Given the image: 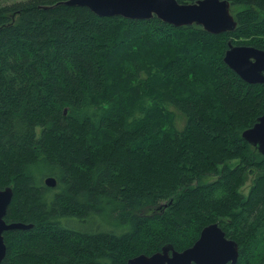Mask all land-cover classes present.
I'll use <instances>...</instances> for the list:
<instances>
[{
	"label": "trees",
	"instance_id": "obj_1",
	"mask_svg": "<svg viewBox=\"0 0 264 264\" xmlns=\"http://www.w3.org/2000/svg\"><path fill=\"white\" fill-rule=\"evenodd\" d=\"M63 1L0 6L4 219L33 225L3 233L1 264H125L212 223L237 264H264V156L241 137L264 85L223 63L229 40L264 51V0H228L242 9L220 35Z\"/></svg>",
	"mask_w": 264,
	"mask_h": 264
},
{
	"label": "water",
	"instance_id": "obj_2",
	"mask_svg": "<svg viewBox=\"0 0 264 264\" xmlns=\"http://www.w3.org/2000/svg\"><path fill=\"white\" fill-rule=\"evenodd\" d=\"M58 4L85 7L101 18L148 20L156 17L174 27L196 25L211 35L233 32L237 27L228 0H196L193 3H179L177 0H65ZM223 63L248 85H264L263 50L249 45H234L229 40ZM241 137L264 156V112L241 133ZM43 183L53 189L57 180L48 175L43 178ZM13 195L11 186L0 189V264L6 256L3 233L29 231L33 227L32 224L5 221ZM238 258L237 242L227 238L218 223H212L203 227L197 240L182 251L166 244L151 255L133 256L125 264H237Z\"/></svg>",
	"mask_w": 264,
	"mask_h": 264
},
{
	"label": "rangeland",
	"instance_id": "obj_3",
	"mask_svg": "<svg viewBox=\"0 0 264 264\" xmlns=\"http://www.w3.org/2000/svg\"><path fill=\"white\" fill-rule=\"evenodd\" d=\"M16 1H20V0H0V6H4V5H7V4H10V3H13V2H16ZM230 11H231V14L233 16H235L236 12H238L240 9H242L241 6H230ZM235 162H232L231 165H234ZM249 186L250 184L247 182L246 185L241 189V192L244 194V195H247L248 191H249Z\"/></svg>",
	"mask_w": 264,
	"mask_h": 264
},
{
	"label": "bare ground",
	"instance_id": "obj_4",
	"mask_svg": "<svg viewBox=\"0 0 264 264\" xmlns=\"http://www.w3.org/2000/svg\"><path fill=\"white\" fill-rule=\"evenodd\" d=\"M230 6H231V4H230ZM231 8V7H230Z\"/></svg>",
	"mask_w": 264,
	"mask_h": 264
}]
</instances>
